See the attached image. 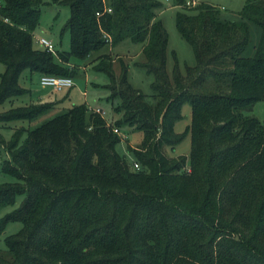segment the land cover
Instances as JSON below:
<instances>
[{"label":"trees","instance_id":"1","mask_svg":"<svg viewBox=\"0 0 264 264\" xmlns=\"http://www.w3.org/2000/svg\"><path fill=\"white\" fill-rule=\"evenodd\" d=\"M49 1L69 9L68 51L33 46L42 0H0V105L27 92L24 70L73 78L71 59L92 56L120 118L110 124L81 104L8 140L0 133V173L11 178L0 182V208L22 196L0 219V231L21 224L5 237L0 264H264V122L245 114L264 101V0H246L234 19L174 0L195 63L183 74L175 66L171 77L158 2ZM125 39L143 45L135 64L152 76L149 96L129 84L127 64L117 76L101 53ZM185 102L189 123L176 133ZM51 106L11 107L0 124L31 122ZM122 125L142 133L128 147L138 169L115 149L122 138L113 129ZM187 136L188 155L165 154Z\"/></svg>","mask_w":264,"mask_h":264},{"label":"rangeland","instance_id":"2","mask_svg":"<svg viewBox=\"0 0 264 264\" xmlns=\"http://www.w3.org/2000/svg\"><path fill=\"white\" fill-rule=\"evenodd\" d=\"M161 4V8L157 11V17L162 22V25L167 33V54H166V72L169 77L172 76L175 66L183 74L185 67L192 66L195 63L194 55L190 45L179 34L175 17L179 8L175 6L174 0H154ZM190 5L198 4L199 2L207 3L217 7L228 18L234 19L238 12L242 9L246 0H188ZM40 5L39 24L33 32V46L40 49L37 40L45 38L53 45L54 51H68L70 47V39L68 31L64 30L69 17V9L64 4L52 3L49 0H42ZM250 40L256 42L259 38V31L256 27H250ZM143 45L134 43L128 39L123 40L115 46L107 45L101 53H106L113 60L112 68L118 76L120 72V63L128 65L127 79L129 84L142 94L149 96L152 94V76L147 71L137 66L136 62H141L143 59L141 49ZM95 56V55H94ZM93 56V57H94ZM92 56L85 60H77L72 58L71 63L79 65L77 73L73 77L74 85L70 89L62 91L64 96L60 98L61 102L51 103L49 111L37 117L35 120L28 121H11L6 124H0V133L8 140L12 132L19 127L25 128L38 125L44 119L52 117L57 113H61L73 105H85L88 109L98 106L102 109L103 118L110 124L120 117L117 116L113 108L115 102L108 99L109 91L107 85L110 83L109 77L102 71L93 69V64L90 62ZM4 70L3 64L0 63V73ZM40 75L30 73L29 70H24L19 77V84L24 87L27 92L24 95L6 100L0 105V112H4L11 107L28 106L30 104L45 103L41 102L38 96L47 94L48 88H42L39 84ZM68 90V92H67ZM62 93V94H63ZM57 95V93H54ZM245 114L257 118L260 122H264V101H257L246 111ZM190 106L188 103H183L180 109V118L174 125L176 133L183 132L185 126L189 123ZM121 140L116 144V151L124 156L127 162L132 165L134 156L129 152L128 147H135L139 144L142 133L134 127L122 125L120 128ZM167 156L175 157L179 155H188L190 151V138L185 137L180 143L175 145L173 149L164 148ZM133 166V165H132ZM11 181L7 175L0 173V182ZM22 202V196H17L16 202L13 205H7L0 208V219L18 208ZM21 227L19 222H9L4 229L0 231V249L5 250V237L16 233Z\"/></svg>","mask_w":264,"mask_h":264},{"label":"built area","instance_id":"3","mask_svg":"<svg viewBox=\"0 0 264 264\" xmlns=\"http://www.w3.org/2000/svg\"><path fill=\"white\" fill-rule=\"evenodd\" d=\"M107 11H110V9H107ZM37 43L41 48L46 49L50 52H54L52 43L45 38L38 39ZM39 84L42 88H48L53 92H61L66 89L72 88L74 82L73 78L67 76L41 75L39 78ZM90 110L100 113L101 115H103L104 113L99 108H90ZM113 131L120 135V131L117 128H114ZM133 167L135 169H138V165L136 163L133 164Z\"/></svg>","mask_w":264,"mask_h":264},{"label":"crops","instance_id":"4","mask_svg":"<svg viewBox=\"0 0 264 264\" xmlns=\"http://www.w3.org/2000/svg\"><path fill=\"white\" fill-rule=\"evenodd\" d=\"M67 92H68V90H67ZM54 93H57V95H55ZM62 93H63L62 91L61 92H53V91L49 90V91H47V94L42 93L38 96V98L40 99L41 102H58V105H59V103L61 102L60 98H62L64 96V93L63 94ZM93 108H99V107L96 106ZM99 109H101V108H99Z\"/></svg>","mask_w":264,"mask_h":264}]
</instances>
